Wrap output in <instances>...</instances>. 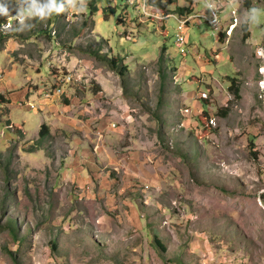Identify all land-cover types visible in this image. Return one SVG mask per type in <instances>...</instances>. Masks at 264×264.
Returning <instances> with one entry per match:
<instances>
[{"label":"rangeland","instance_id":"rangeland-1","mask_svg":"<svg viewBox=\"0 0 264 264\" xmlns=\"http://www.w3.org/2000/svg\"><path fill=\"white\" fill-rule=\"evenodd\" d=\"M173 1L23 24L25 0L0 2V79L15 63L32 94L0 96V264H264V0H195L219 31L194 19L184 52Z\"/></svg>","mask_w":264,"mask_h":264},{"label":"built area","instance_id":"built-area-1","mask_svg":"<svg viewBox=\"0 0 264 264\" xmlns=\"http://www.w3.org/2000/svg\"><path fill=\"white\" fill-rule=\"evenodd\" d=\"M126 5L128 6H133L136 9H139L142 11L144 15H148L149 12H151V4L150 0H123ZM211 11H212V17L211 19L206 15V14H199L195 13L193 15H188V16H177L174 14H168L165 15L163 18L168 19L169 17H174L177 21V27H176V46L181 48V50L184 52V49L182 48V45L185 42V37H184V31L186 25L194 19H205V21L209 24V26L213 27L216 33L219 31L218 25H219V13L214 9L213 4L210 5ZM236 14V13H235ZM10 24V23H9ZM238 24V19L234 18L233 19V24L231 26V31L229 30L228 34H232L233 30ZM219 37V36H218ZM72 75L71 74H64V75H59L57 76L54 85H53V92L54 94L62 95L65 93V88L67 85L72 83ZM52 94L48 93L46 94L47 97H50ZM1 96V93H0ZM30 104L29 101H25L22 103V105ZM112 127L115 126V124L111 125Z\"/></svg>","mask_w":264,"mask_h":264},{"label":"crops","instance_id":"crops-1","mask_svg":"<svg viewBox=\"0 0 264 264\" xmlns=\"http://www.w3.org/2000/svg\"><path fill=\"white\" fill-rule=\"evenodd\" d=\"M237 1L238 0H232V2H237ZM187 3L190 6L189 9H187V7H186ZM170 6H171V8L167 7V10H169L171 12H174V13H170V14H176L178 16H188V15L195 14L196 2H195V0H187L185 5L179 6L178 2H174L173 1L172 3H170ZM173 6H174V9H173ZM188 10H191L192 13L189 14ZM241 10H243L242 7H241ZM219 11H222V9H220ZM243 15H244L243 20L249 21V19L245 18V12H244ZM233 17L238 19V25H239V22L242 21V19L240 17H237V14H235ZM193 21L194 20H191L190 22H193ZM238 25H237V28L235 30H237L239 28ZM223 26H224L223 27V30H224L223 32L226 33L228 31V29L231 28L232 23L230 25H228V26H226V25H223ZM249 32H250V35H251L249 39H251V37H252L251 29H249ZM13 62H14V60H13ZM14 64L15 63H13V65H12L13 66V70H7V73H6L5 77L3 78V80L0 79V93L1 94L5 93L7 95V99L10 101L8 104H9V107H11V108H13V106H17V105L23 106L22 103L25 102V99L28 98L29 96H32V94H30L28 88H26V89H20L19 88V81H17L14 78L15 72L17 71V73H18V70H17L18 69V65L15 64V68H14ZM8 76H10V78H8ZM10 89H14V90L12 91ZM40 91L41 90H39L38 93ZM36 101H37V103L41 102L38 96L36 98ZM26 105H27V103H26Z\"/></svg>","mask_w":264,"mask_h":264},{"label":"clouds","instance_id":"clouds-1","mask_svg":"<svg viewBox=\"0 0 264 264\" xmlns=\"http://www.w3.org/2000/svg\"><path fill=\"white\" fill-rule=\"evenodd\" d=\"M19 2V0H17ZM26 6H22L16 10L15 18L20 24H23L25 18L32 19L37 18L39 21H44L51 17L53 14H60L66 11V7H73V0H66V3L58 2V0H46V2L41 3L40 0H25ZM86 4L81 2L80 10L83 11ZM253 13H257L259 9L253 8L250 10ZM11 9L7 6L0 8V16L8 17L10 15ZM258 22V20L256 21ZM30 27H34L30 25ZM6 30L12 31H23V28H12L11 25L6 26Z\"/></svg>","mask_w":264,"mask_h":264},{"label":"trees","instance_id":"trees-1","mask_svg":"<svg viewBox=\"0 0 264 264\" xmlns=\"http://www.w3.org/2000/svg\"><path fill=\"white\" fill-rule=\"evenodd\" d=\"M1 1H4V0H0V2H1ZM90 5H93V2H91ZM121 17H123V16L121 15V16L118 18V20H120ZM7 21H8V20H7L6 17H4V16H0V30H1V27H2L3 25H5ZM250 36H251V35H250V32H249L248 30H246V32H245V38L248 40V39L250 38ZM8 37H10V36L0 31V43H1L2 45L4 44V42L6 41V39H7ZM3 48H4V47H0V51H1ZM114 61H115V60L113 59V60H112V63H111V66H112L113 69H117L116 65H114V63H115ZM119 72H120L121 75H123V71H122V70H119ZM230 80H231V82H235L234 79H230ZM232 87H233V86H232ZM232 87H231V88H232ZM201 119H202V118H201ZM202 120H203V119H202ZM49 134H50V132H49V128H48V126L44 125V126L42 127V129H41V132H40L41 137L44 138V137H46V136L49 135ZM11 223H13V221H11Z\"/></svg>","mask_w":264,"mask_h":264}]
</instances>
